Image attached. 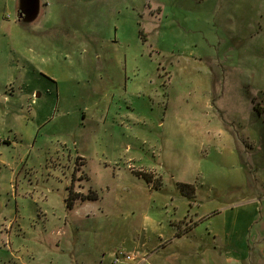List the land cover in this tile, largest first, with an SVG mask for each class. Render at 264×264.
I'll use <instances>...</instances> for the list:
<instances>
[{
    "label": "rangeland",
    "instance_id": "1",
    "mask_svg": "<svg viewBox=\"0 0 264 264\" xmlns=\"http://www.w3.org/2000/svg\"><path fill=\"white\" fill-rule=\"evenodd\" d=\"M0 264H264V0H0Z\"/></svg>",
    "mask_w": 264,
    "mask_h": 264
},
{
    "label": "trees",
    "instance_id": "2",
    "mask_svg": "<svg viewBox=\"0 0 264 264\" xmlns=\"http://www.w3.org/2000/svg\"><path fill=\"white\" fill-rule=\"evenodd\" d=\"M134 173L138 174L141 177H144L148 182H152V178H151L152 176L151 175H148V174L143 173V172H134ZM159 184L160 185L158 186V188H160L161 185H162L161 182ZM179 185H180V188H181L183 194L186 197H188L190 199H194L195 198V187L193 185L183 184V183H180ZM80 198L82 200H87V199L95 200V199H97L94 195L81 196ZM75 199H78V198L77 197L76 198L72 197V194H71V196L69 197V200L71 201V200H75Z\"/></svg>",
    "mask_w": 264,
    "mask_h": 264
},
{
    "label": "crops",
    "instance_id": "3",
    "mask_svg": "<svg viewBox=\"0 0 264 264\" xmlns=\"http://www.w3.org/2000/svg\"><path fill=\"white\" fill-rule=\"evenodd\" d=\"M24 3H27V0H24ZM19 18H20V16H19ZM21 19H19V21H20ZM184 195V194H183ZM185 196V195H184ZM196 197V196H195ZM97 199H98V197H97ZM97 199H95V200H91V199H87V200H82L81 199V201L83 202V203H87V204H89V203H93V202H97L98 200Z\"/></svg>",
    "mask_w": 264,
    "mask_h": 264
},
{
    "label": "built area",
    "instance_id": "4",
    "mask_svg": "<svg viewBox=\"0 0 264 264\" xmlns=\"http://www.w3.org/2000/svg\"><path fill=\"white\" fill-rule=\"evenodd\" d=\"M118 261H119V259L116 260V262H118Z\"/></svg>",
    "mask_w": 264,
    "mask_h": 264
}]
</instances>
